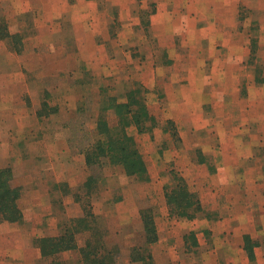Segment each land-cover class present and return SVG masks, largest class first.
Here are the masks:
<instances>
[{"label":"rangeland","instance_id":"1","mask_svg":"<svg viewBox=\"0 0 264 264\" xmlns=\"http://www.w3.org/2000/svg\"><path fill=\"white\" fill-rule=\"evenodd\" d=\"M0 34V168L24 213L0 224V264H46L33 240L59 234L89 198L117 264H143L134 246L152 264H232L244 231L264 264V0H0ZM103 108L111 128L143 119L125 129L145 173L86 165L78 149L104 138ZM178 182L200 201L192 218L169 210ZM144 209L158 231L149 246Z\"/></svg>","mask_w":264,"mask_h":264},{"label":"trees","instance_id":"2","mask_svg":"<svg viewBox=\"0 0 264 264\" xmlns=\"http://www.w3.org/2000/svg\"><path fill=\"white\" fill-rule=\"evenodd\" d=\"M15 44L18 41L15 36L11 35ZM0 37L3 35L0 34ZM18 53L22 52V47L15 46ZM116 100V98L112 97ZM113 105L117 113H120V108L124 107L127 112L132 111L129 108V103H117ZM105 110H100V115L97 119L98 133L104 138L95 141L85 142L84 146L78 149L84 153L85 163L89 167L101 165L102 160H106L110 165H120L127 174H141L146 172V164L136 148V142L133 136L128 135L125 125L134 123L139 130H144L143 119L133 113V116L124 122L121 118L118 120V125L111 128L105 118ZM89 140V139H88ZM86 140V141H88ZM71 147L75 142L72 140ZM175 178L181 181V177L175 175ZM13 173L10 167L0 168V224L4 222L14 223L22 221L24 217L23 209L20 205L22 187L15 185L12 182ZM95 182L94 176H90L86 185L89 189L86 195H90L92 183ZM93 189V188H92ZM80 196L76 199L80 201ZM167 204L171 213L180 216L192 218L201 210L199 199L195 198V193L189 191L185 185L178 182L172 190L166 192ZM82 199V198H81ZM83 215L77 218H72L65 221L60 233L54 236H42L33 240V243L39 248L40 256L46 260V264H66L58 260V257L64 251H77L80 255V264H117L119 248L117 245L109 246L104 232L100 234L97 227V215L93 212V206L90 198L81 204ZM141 221L144 232V242L149 246L151 243L158 240V231L154 220V215L151 209L141 211ZM81 231L90 232L89 237L85 240V244L79 246L76 240V234ZM193 239L192 244L197 245V239L194 232H191ZM245 240H250L245 235ZM142 246H134L131 249V261H142L143 264H152L151 253L140 251ZM245 248L249 257H253L252 247L245 244ZM147 261V262H146ZM151 261V262H150Z\"/></svg>","mask_w":264,"mask_h":264},{"label":"crops","instance_id":"3","mask_svg":"<svg viewBox=\"0 0 264 264\" xmlns=\"http://www.w3.org/2000/svg\"><path fill=\"white\" fill-rule=\"evenodd\" d=\"M74 28L77 29V23L74 22ZM78 45V44H77ZM20 55V54H19ZM10 75H12L11 72H9ZM2 224V223H1ZM245 235L249 237V239H253L256 241L255 237L252 236L249 232L244 231L243 234H241V241H239V245H241L240 248H237V250H234V247H231L232 249H229V254H231V256H234V258H231V260H233L232 264H239L238 260H241V264H262V256L259 255V251L260 249H262L263 247H260L261 242H256V244H254V247H252V251H253V259L251 260L248 256L247 250L245 248ZM252 242V240H251ZM214 255V253L211 252V255ZM230 260V257H229ZM228 260V263H229ZM264 260V258H263ZM202 264H207V262L205 260H203ZM208 264H213V263H208ZM215 264H219V263H215ZM225 264V263H224ZM230 264V263H229Z\"/></svg>","mask_w":264,"mask_h":264}]
</instances>
